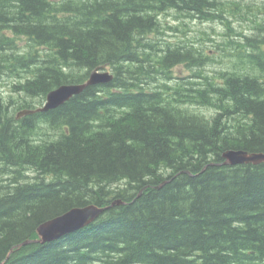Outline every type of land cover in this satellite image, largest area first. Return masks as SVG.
Returning <instances> with one entry per match:
<instances>
[{"label": "trees", "instance_id": "trees-1", "mask_svg": "<svg viewBox=\"0 0 264 264\" xmlns=\"http://www.w3.org/2000/svg\"><path fill=\"white\" fill-rule=\"evenodd\" d=\"M240 12L223 0H0V264H264V164L223 158L264 152V34L229 40L221 72L194 43L158 38L162 17L230 29L226 13ZM179 65L191 76L176 78ZM102 68L110 83L16 119ZM88 205L110 208L19 247Z\"/></svg>", "mask_w": 264, "mask_h": 264}, {"label": "rangeland", "instance_id": "rangeland-1", "mask_svg": "<svg viewBox=\"0 0 264 264\" xmlns=\"http://www.w3.org/2000/svg\"><path fill=\"white\" fill-rule=\"evenodd\" d=\"M226 4H232L233 2H239L242 4V12L239 14H228L226 16L231 22V28H227L224 22L217 20L212 23H202L197 20H189L184 18H177V15H171L168 17H162L163 27L165 28L166 35L160 37L163 43L172 42L186 44L187 41L194 43V46L198 49H203L207 52L215 55L217 63L213 64L208 72H221L231 68L233 64V57L230 56L233 53V48L227 47L229 40L241 41L244 39L242 36L237 37L230 30L233 28L234 32L252 37L257 34H264V31L256 30V21L262 22L263 15L259 14L255 8L261 7L264 4V0H223ZM250 5V8L248 7ZM249 8V9H248ZM258 16L255 18V16ZM169 26L174 27L167 29ZM222 44V48L217 47L218 44ZM242 69H246V65H241ZM174 76L176 78H186L191 76V72L185 65H179L174 68ZM0 94L5 96V93H10L9 87L2 86ZM35 102V101H34ZM205 113L212 114L213 111L203 109ZM210 111V112H209Z\"/></svg>", "mask_w": 264, "mask_h": 264}, {"label": "water", "instance_id": "water-1", "mask_svg": "<svg viewBox=\"0 0 264 264\" xmlns=\"http://www.w3.org/2000/svg\"><path fill=\"white\" fill-rule=\"evenodd\" d=\"M113 79L114 76L109 71L104 73L94 72L87 84L76 86H61L57 90L50 93L48 97V103L44 110L59 107L60 105L71 99L73 96L83 93V91L88 86L107 84L110 83ZM41 111H43L42 108L32 111L24 110L18 115L19 118H22L24 116L32 115ZM224 158L226 159L224 165H258L264 163V153H250L248 151L242 150L227 151L224 154ZM105 210L106 209H100L96 206H89L82 209H74L62 216H58L51 220H48L37 228V234L39 236L38 240H28L20 244L19 247L27 246L31 243L46 244L75 233L94 223Z\"/></svg>", "mask_w": 264, "mask_h": 264}, {"label": "bare ground", "instance_id": "bare-ground-1", "mask_svg": "<svg viewBox=\"0 0 264 264\" xmlns=\"http://www.w3.org/2000/svg\"><path fill=\"white\" fill-rule=\"evenodd\" d=\"M230 21V20H229ZM216 22V21H215ZM209 23H211V22H209ZM231 23V22H230ZM171 27V26H170ZM168 29V28H167ZM166 34H164V35H162V34H159L158 35V38H159V40H160V42H161V44H162V46H165L164 44L165 43H163L162 42V40L160 39V37H164ZM241 36H243V35H241ZM168 43H172V42H168ZM172 44H177V43H172ZM180 44V43H179ZM221 44H223V43H220V44H218L217 46H219V45H221ZM107 71H110V73L111 74H113L112 73V71L110 70V69H106V68H102V69H96V70H93L91 73H90V75H89V78H88V80L85 82V83H83V84H64L63 86H76V85H84V84H87L88 83V81L91 79V77H92V74L94 73V72H97V73H104V72H107ZM114 76V75H113ZM98 85V84H97ZM103 85H105V84H103ZM94 86V85H93ZM89 87V86H88ZM58 89V88H57ZM57 89H55V90H57ZM55 90H53V91H55ZM116 90V89H115ZM53 91H51L50 93H52ZM50 93L47 95V97H46V100L43 102V104H42V109H43V111H41V112H47V111H49V110H53V109H56V108H53V109H48V110H44V108L46 107V105H47V103H48V97H49V95H50ZM76 96V95H75ZM75 96H73V97H75ZM72 97V98H73ZM71 98V99H72ZM70 100V99H69ZM68 100V101H69ZM68 101H66L65 103H67ZM64 103V104H65ZM63 105V104H62ZM62 105H60V106H62ZM59 106V107H60ZM58 108V107H57ZM36 109V108H35ZM35 109H24L25 111H32V110H35ZM23 111V110H22ZM21 112V111H20ZM32 115H34V114H32ZM29 116V115H28ZM16 119L17 120H20L21 118H19V115H16ZM231 150V149H230ZM230 150H228V151H230ZM234 150V149H233ZM235 151H238V150H235ZM227 152V151H226ZM225 152V153H226ZM224 153V154H225ZM264 153V152H263ZM224 154H223V158H224ZM225 159V158H224ZM225 161H226V159H225ZM262 164H264V163H262ZM238 165H250V164H238ZM251 165H255V164H251ZM258 165H261V164H258ZM228 166V165H227ZM234 166H237V165H234ZM118 203H120V202H116L115 204H118ZM120 204H122V203H120ZM120 204H118V205H120ZM89 206H96V205H88V206H86V207H89ZM113 206V204L111 205V207ZM86 207H82V208H86ZM96 207H98V208H100V209H106L100 216H102L110 207H99V206H96ZM81 207H79V208H74V209H82ZM74 209H71L70 211H72V210H74ZM70 211H68V212H70ZM68 212H66V213H68ZM66 213H64V214H66ZM64 214H62V215H64ZM62 215H60V216H62ZM100 216L98 217V219L100 218ZM97 219V220H98ZM51 220V219H50ZM96 220V221H97ZM95 221V222H96ZM45 223V222H44ZM43 224V223H42ZM41 224V225H42ZM36 234H37V230H36ZM37 236H38V234H37ZM38 239H39V236H38ZM61 239V238H60ZM60 239H58V240H60ZM55 241H57V240H55ZM52 242H54V241H52Z\"/></svg>", "mask_w": 264, "mask_h": 264}]
</instances>
